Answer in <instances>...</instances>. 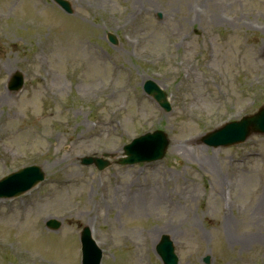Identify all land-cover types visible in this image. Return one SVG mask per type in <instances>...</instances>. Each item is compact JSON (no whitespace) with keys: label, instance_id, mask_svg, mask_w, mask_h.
<instances>
[{"label":"rangeland","instance_id":"1","mask_svg":"<svg viewBox=\"0 0 264 264\" xmlns=\"http://www.w3.org/2000/svg\"><path fill=\"white\" fill-rule=\"evenodd\" d=\"M68 1L71 15L51 0H0V96H9L0 100V175L31 165L46 175L38 189L0 200V264H80L83 227L100 264H161L162 235L178 264H264L261 237L242 242L264 236V136L230 148L186 142L264 105V0ZM15 71L19 93L7 90ZM148 79L171 112L143 93ZM155 130L170 140L161 161L102 172L75 161L121 156ZM179 144L200 151L187 158ZM154 192L161 205H144ZM47 217L60 221L56 231Z\"/></svg>","mask_w":264,"mask_h":264},{"label":"water","instance_id":"2","mask_svg":"<svg viewBox=\"0 0 264 264\" xmlns=\"http://www.w3.org/2000/svg\"><path fill=\"white\" fill-rule=\"evenodd\" d=\"M65 11L67 12H70V9H69V6L67 3H64L62 2L61 0H55ZM15 78H19L17 75L15 76ZM21 80V79H20ZM20 82H18L16 85V87H13V89H18L19 86H20ZM158 101H162L161 102V106L165 109V110H168L169 107H168V104L167 102L165 101L164 99V96L163 95H160L159 97H156ZM263 111V110H262ZM264 111L261 115H258V116H254L252 117L248 124H246V126H242V127H237L234 132H237L239 133L241 136L238 138L237 141H241L245 138V136L250 132L249 130H247V128H251L252 131H255V132H260V133H264ZM230 130H233V128H230ZM142 141H144L145 143H142ZM207 144H212L211 141H208L206 140L205 141ZM232 141H227L225 140L222 136L219 137V142L218 143H221V144H227V143H230ZM136 143V145H140L143 146L147 143V137H144L143 139H139L137 141L134 142V144ZM167 145V142L164 138V136H161V135H156L155 138L153 139L152 143H151V146H152V152H151V157L150 159H158V158H161L162 155H163V152H164V149ZM127 153L130 155L129 158L127 160H125L124 162H134L135 161V157L133 155H131V151L129 150V148L127 149ZM97 166L99 168H102L104 167L105 163H101V162H97L96 163ZM27 172H29V170H24V171H21L20 173H17L15 175H13L14 177H17L19 180H21V185H25L23 186L19 191H14L12 193H10V190L9 188L5 187V193H2L1 196H6V197H9V196H17V195H20L22 194L23 192L29 190L34 184H36L37 182H39L41 179H42V176H38V177H33V176H30L27 174ZM39 175V174H38ZM6 183V181L4 182ZM55 227V226H53ZM82 242L84 243L85 245V248H86V253H90L89 255H91L93 252H96L97 251L92 248L91 244H90V240H89V237L87 235V232L84 231L83 234H82ZM164 261H165V264H173V262L171 261V256H165L164 257Z\"/></svg>","mask_w":264,"mask_h":264},{"label":"bare ground","instance_id":"3","mask_svg":"<svg viewBox=\"0 0 264 264\" xmlns=\"http://www.w3.org/2000/svg\"><path fill=\"white\" fill-rule=\"evenodd\" d=\"M9 96L7 95V96H4V95H2V96H0V100H2V99H6V98H8ZM190 142V144L192 143L191 141H189ZM187 145H184V144H179V146H177V145H175L174 147H173V150L174 149H176L177 151H181L182 153H183V155L185 156V157H187V158H189V156H190V153L191 152H194V151H200V149L199 148H195L194 150H191V151H187V150H185V147H186ZM172 150V151H173ZM207 159V158H206ZM203 160V162L202 163H205V161H206V165H208L209 164V160ZM137 194H135L134 196H136ZM149 196V198H147V204L146 203H143L144 205H147L148 206V204H151L152 206H156V205H161V203H160V201L158 200V196H157V193L156 192H154L153 194H150V195H148ZM128 203H130L129 202V200H126ZM134 203V205L135 206H138V209H137V211L139 212V208L141 207V206H143V204H142V202H141V197H140V195L139 196H137L136 198H132V204ZM261 207H262V205H259V206H257L256 207V210H261ZM223 227L225 228V230H226V232L227 231H230V229H231V227H232V225L234 224V221H233V219L232 218H230L229 219V217L227 218V217H225V218H223ZM174 231H175V229L174 228H172V227H169V228H167V230L165 231V233L166 234H172V233H174ZM257 236L256 237H254V236H252V237H250L249 239H246V240H243L242 242L244 243V242H251V243H258V241H259V237H261V239H262V242L264 243V236H260V233L258 232L257 234H256ZM227 241L228 242H235L234 240H233V237H231V236H228V238H227Z\"/></svg>","mask_w":264,"mask_h":264}]
</instances>
